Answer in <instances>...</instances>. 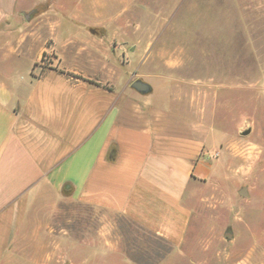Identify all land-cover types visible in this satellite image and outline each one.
<instances>
[{"label":"crops","instance_id":"crops-1","mask_svg":"<svg viewBox=\"0 0 264 264\" xmlns=\"http://www.w3.org/2000/svg\"><path fill=\"white\" fill-rule=\"evenodd\" d=\"M72 24L71 35L57 23L13 32V61L0 65V264H141L97 231L83 242L52 225L62 204L120 216L167 244L155 264H171L196 201L232 183L227 136L175 97L131 87V72L167 53L115 38L107 17Z\"/></svg>","mask_w":264,"mask_h":264},{"label":"rangeland","instance_id":"rangeland-1","mask_svg":"<svg viewBox=\"0 0 264 264\" xmlns=\"http://www.w3.org/2000/svg\"><path fill=\"white\" fill-rule=\"evenodd\" d=\"M11 1L0 0V19L10 22L0 25L7 35L0 40L1 66L13 61L6 62L13 32H46L57 23L58 33L73 34L75 17H107L115 38L129 35L167 53L148 58L150 65L131 72L130 83L142 81L155 89L149 97L170 95L195 115L204 112L210 128L227 136L224 157L232 176V183L211 187L196 201L171 264H264V0H17L22 8L4 7ZM50 57L41 64L49 67ZM57 209L50 223L76 240L89 241L97 231L141 264L172 252L118 215L76 204Z\"/></svg>","mask_w":264,"mask_h":264},{"label":"water","instance_id":"water-1","mask_svg":"<svg viewBox=\"0 0 264 264\" xmlns=\"http://www.w3.org/2000/svg\"><path fill=\"white\" fill-rule=\"evenodd\" d=\"M131 87H132L133 89H135L136 91H138V92H140V93H143V94L148 93V92H150V90H151V88H150V86H149L148 84H146V83H144V82H142V81H139V80L134 81V82L131 84ZM241 193H242V194H245L244 189L241 191ZM226 236L231 237V234L228 233V234H226Z\"/></svg>","mask_w":264,"mask_h":264},{"label":"built area","instance_id":"built-area-1","mask_svg":"<svg viewBox=\"0 0 264 264\" xmlns=\"http://www.w3.org/2000/svg\"><path fill=\"white\" fill-rule=\"evenodd\" d=\"M215 157H217V154L215 155Z\"/></svg>","mask_w":264,"mask_h":264}]
</instances>
